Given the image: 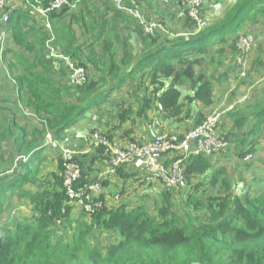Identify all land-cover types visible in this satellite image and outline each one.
Here are the masks:
<instances>
[{"label":"trees","instance_id":"1","mask_svg":"<svg viewBox=\"0 0 264 264\" xmlns=\"http://www.w3.org/2000/svg\"><path fill=\"white\" fill-rule=\"evenodd\" d=\"M50 1L22 0L43 6ZM80 1L69 0L70 6L50 13V28L25 25L27 31H18V44L31 57L30 61L17 54L8 58L9 80L14 82L16 99L5 98L2 102L23 104L38 118L32 128L19 124L15 118L10 123L0 121V215L1 202L14 194H23L33 207L32 217L13 229H0V264H264V190L257 196L240 198L228 180L229 166H218L208 157L191 156L185 162V187L189 192L181 207L161 206L150 216L139 207L127 209L122 204L106 210L104 206L103 212L94 217L95 224L117 234V239L118 235L121 237L104 251L86 244L92 232V227L85 226L86 219L82 227L69 233L64 228H54L61 219L71 224L72 206L63 189L59 155L57 171L47 173L49 179L41 175L46 160L42 154L48 150L43 146L46 136L60 140L84 120L88 128L95 129L92 112L101 109L114 91L136 79L144 85L148 78L141 106L135 112L138 115L146 113L154 103L172 118L182 113L185 98L187 106L197 100L209 103L211 81L203 73L197 74L195 67L211 58L215 46L231 42L236 53V39L247 34L240 33L244 24L257 13H264V0H234L221 16L197 25L178 0L184 18L177 33L182 35L170 39V31L145 35L133 18L110 1ZM135 1L149 20L159 22L149 18L148 10L141 5L153 9V0ZM217 1L203 0L200 16L202 9L219 4ZM162 14L167 19L171 17L168 11ZM16 24L15 14L9 13L6 27L13 31ZM50 48L85 69L84 86L73 87L68 80H59L61 76L68 77V71L62 61L48 55ZM235 57L236 54L234 61ZM186 85L191 86L192 94L182 98V87ZM235 106L226 114L233 127L257 119L246 134L235 135V158L239 164L247 165L264 131V104ZM118 109L121 110L120 104ZM106 136L113 139L112 134ZM75 159L79 164L78 157ZM94 161L92 157L82 161V180L88 179V165ZM4 168L8 171L4 172ZM121 168L116 169L117 174ZM27 187L34 188V192Z\"/></svg>","mask_w":264,"mask_h":264},{"label":"rangeland","instance_id":"2","mask_svg":"<svg viewBox=\"0 0 264 264\" xmlns=\"http://www.w3.org/2000/svg\"><path fill=\"white\" fill-rule=\"evenodd\" d=\"M84 1L85 0H81L79 3ZM88 1L92 2V0ZM216 3L219 4L214 5L213 7L202 9L203 15H199V18H201V23L204 20L209 22L214 18L221 16L226 8L234 3V0H218ZM141 5L148 10L149 18L151 17L155 20H158L159 22L162 21L164 23L166 27L165 32L168 34V31H170V39L182 35L181 33H177L180 32L181 23L183 22L184 18L180 13L181 10L178 0H153V9H150L147 4ZM39 6H43V4H40ZM167 11L171 16L168 19V16L165 18L162 14V12ZM35 21L34 15H32L30 13V9L26 7L24 9V18L20 20L18 24H16V27L13 30L15 36H17V30L21 28L22 24L26 23L27 25L32 26ZM164 25L162 26L164 27ZM244 32L251 34L253 37L252 48L247 56L244 69L245 78H240L238 76L239 68L235 67V50L231 48V42L212 48L211 51L214 50V52L210 51L211 58L206 61L205 64L195 67L197 74L203 73L205 78L210 79L211 81L212 98L209 103H200L197 100L196 102H193L187 106L185 103L186 98L183 99V102L181 99V104H184V109H182L183 111L181 114L174 118L168 114L166 115L163 111L160 112L158 109L159 105L154 103L150 108L146 107V113L138 115L135 112L137 111V108H140L141 106L140 100L144 95V89L148 83V78L145 79L144 85H141L140 80L136 79L134 82H130L122 88L114 91L111 94L110 100L105 105H102L101 109L94 112L99 119V127L108 133L118 135V137L128 140H139L141 142L150 140L157 135L181 137L185 133L193 130L195 127L201 124V122L213 112H220L221 110H224L227 106L239 101L243 96H249V99L246 98V102L236 106L248 108L249 106H253L256 102L264 104V13H257L254 17L247 21L240 33ZM50 34H52V31ZM133 37L134 40L132 42L136 47L135 35H133ZM218 48H220V52L218 51ZM24 62H27V60H24ZM138 76L139 74L137 77ZM59 80L63 83H66L68 77L61 76ZM7 83L9 84V81H7ZM11 90L8 85V91H6V95L0 93V98L16 99V96ZM182 91V98L187 94H192V88L190 85L183 86ZM119 104L121 105V110L118 109ZM21 105L22 106L15 104L7 105L0 102V121L3 123H10L11 119L15 118L19 124L23 125L25 123L28 124L30 128H32L36 124L38 117L33 111L25 108V105ZM124 111L126 113L125 115H123ZM230 112L232 111L225 112L222 118H226L229 121L226 114ZM247 114L251 113L248 112ZM255 124V120H249L247 123L234 126L233 129H230V131L227 132L223 129L225 123L220 121L218 129L222 136L224 134L226 135V140H228V138L234 137L235 135L239 136L242 133L246 134L251 128L255 126ZM94 133H98L97 129L87 132L86 130H78L76 126L70 129L62 139L55 140L59 144V147L70 150L74 158L78 157L80 161V170L82 172L83 168L81 163L84 159H89L92 157L95 159V162L98 161L100 163L102 162L101 157H104V149L100 146L96 147V151L89 150L88 143L89 140L94 142ZM51 139L54 138L48 134L43 145L46 146L48 150L42 154V156L46 158L43 166H41L42 176H45L49 172L57 171L58 155L61 160L59 148H54L50 145ZM6 145L7 144H5V146ZM9 148L10 150H13L10 143ZM237 150L238 146H236V148L228 149V156L230 159L227 161L233 163V165L229 166L228 168L229 174L227 177L230 185L235 190V194L240 198H245L246 196H257L264 190V163L262 161L260 162V166H253L250 158L248 160L250 162H248L247 165H238L239 163L237 162L234 155ZM259 157L260 155L258 158ZM262 160H264V158H262ZM220 162L221 161H219V163ZM37 163H39V161ZM219 163L216 165L222 166L219 165ZM61 166L63 172L62 160ZM88 167L90 171L86 177L91 180L94 178L92 177L93 174L97 173L98 170L95 167V163L93 162L90 163ZM3 170L4 172L8 171L7 168H4ZM130 174L131 172H129L127 168L120 170L118 173V185H116L117 192L112 195V199H114V195L118 193L117 204H119L121 199L128 200V204H124L127 209L139 207L146 214L153 216L156 210L161 206L176 204L178 207H181L183 200L188 195L189 188L187 186H184L185 188H180V190L174 194L168 191L160 182L151 181L147 178V176H142L141 178L140 175L135 174L128 179ZM49 178L50 177L47 176L44 177V179ZM120 181L125 184L124 187L119 185ZM109 185L110 184L107 186ZM103 187L104 186H102V189ZM27 189H30V191L34 192V188L32 187H27ZM105 190L106 191L100 195V197L104 200L105 193L112 194L115 188L113 191H110L109 188L106 187ZM205 190H208V187L205 188ZM201 195L202 193H200L198 197ZM112 199L110 201L111 204H116L112 201ZM167 200H169V202H167ZM1 203L3 211L0 215V229H13L14 226L20 223L22 220L33 216V207L29 199L23 194H14L9 196L6 198L5 202ZM110 206H112V208H116L117 206L119 207L121 205ZM110 206L108 205V207L105 209L107 210L110 208ZM101 212H103V209L96 214L86 215L80 211V209L76 208L72 211L71 224L65 222L63 223V221L61 222V219L56 221L54 228H57L58 230L64 228L69 233L71 230L76 231L77 228L82 227L83 221L86 219L87 223L85 226L92 227V232L88 234L86 244H88L89 248H98L104 251L109 245L118 243L121 240V237L118 235L117 239V234L113 233L112 231H106L97 227L94 222V217L99 215ZM58 234L61 235V231H58Z\"/></svg>","mask_w":264,"mask_h":264},{"label":"built area","instance_id":"3","mask_svg":"<svg viewBox=\"0 0 264 264\" xmlns=\"http://www.w3.org/2000/svg\"><path fill=\"white\" fill-rule=\"evenodd\" d=\"M9 0H0V23L6 25L9 21L7 3ZM104 1V0H99ZM113 3L117 10L128 14L140 25L145 35L153 36L158 30L165 32L164 27L157 21L149 20L135 0H107ZM203 0H180V4L187 9V14L197 25L201 23L199 8ZM70 6L69 0H51L44 6L29 5L30 13L38 19L47 20L50 13ZM5 28H0V52L5 41ZM253 44L250 34L240 35L235 42V66L239 68L238 76L245 78V61ZM48 55L62 61L68 71V84L73 87H82L87 82L86 71L77 65L71 57L49 49ZM240 73V75H239ZM229 109V108H228ZM221 113L213 112L201 124L183 136L157 135L149 141L136 144L132 142H117L106 135L94 133V144L104 149V161L109 168L108 175H112L117 168L132 165L142 172L151 181L160 182L168 191L176 193L185 186V162L191 156L212 157L224 151L227 142L219 132L218 122ZM54 148L59 147L56 141H50ZM60 148L63 164V189L68 203L79 206L86 214H96L104 209L100 199L102 180L83 179L80 165L70 150Z\"/></svg>","mask_w":264,"mask_h":264},{"label":"crops","instance_id":"4","mask_svg":"<svg viewBox=\"0 0 264 264\" xmlns=\"http://www.w3.org/2000/svg\"><path fill=\"white\" fill-rule=\"evenodd\" d=\"M7 4L9 5V8L12 10L11 11L10 9H8L9 13L13 12L15 14L16 23L18 24L20 22V20H22L24 18V9L29 4H25V2L23 3L22 0H9ZM7 8H8V6H7ZM34 17H35L36 21L32 25L33 27L44 26L45 28H50L51 24H50V21L48 20L49 18L47 20H42V19H38L36 17V15H34ZM25 25L30 26V25H27L26 23L22 24L21 28H19L17 30V36H15L14 31L8 30L9 27H6V25H3L2 23H0V28H5V30H6L5 41L2 44L1 52H0V93H3L4 95H6V91H8V85L10 87V90L12 89L11 91H13V85H14V82H10V80H9L10 63L8 61V58L13 54H17V55L25 56L26 59H28L29 61L31 60V57L29 55H27L25 53V51H21V47L18 44V40L20 39L19 33H21V32L24 33L25 31L28 30V28L24 27ZM18 31H19V33H18ZM16 41H17V43H16ZM245 64H246V61H245ZM7 81H9V84L7 83ZM13 94L15 95L16 92L13 91ZM246 98L249 99V96H243L239 101H237L236 103H232L230 106H227L224 110H221L219 112V113H221V116H220L221 118L219 120H221V122L225 123V125L223 126V129L225 131L229 132L230 129L233 128V124L230 123L226 118H222L223 115L225 114V112L232 111L234 109L235 105H237V104L241 105L242 103L246 102L247 101ZM3 99H5V98H0L1 103H3L2 102ZM6 99L15 100V99H10V98H6ZM94 112H92V114H91L93 116L91 121L94 123H92L91 121L89 123L94 124V128L97 129L99 134H101V135L111 134L105 130H102L99 127V124H98L99 119L97 118V116ZM215 112H217V111H215ZM255 122H256V120H255ZM85 124H86V120H84L83 122H80V124L77 126V129L80 131L86 130L87 132H91L92 129L88 128V126H86ZM84 125H85V127H84ZM258 137H259V134H258ZM112 138L114 141H117V142L118 141L122 142V143L129 142L128 139H123L121 137H118V135L112 134ZM234 140H236V137L235 136L231 137V140L228 141V145H227L228 148L226 147L227 149L226 148L224 149L226 152L223 151L222 155H216V156H212L209 158H211V160L215 164H217V163H219V161H221L219 163V165L232 166L233 163L228 162L227 160L230 159V157L228 156V153H229L228 149L236 148V146H237V143ZM50 141H55V140L51 139ZM146 141H148V140H146ZM146 141H144V142H146ZM88 145H89V150L96 151L97 146L94 144V142L89 140ZM57 148H59V147H57ZM255 149H256V152H255V155H253L251 158V160H252L251 163L253 166H260V162L263 161V163H264V160H262V158H264V152H263V150H264V132L263 131H261V134H260V137L258 139V143L256 144ZM59 150H60V148H59ZM259 155H260V157L258 158ZM101 158H102V162H100V163L98 161H96V162L94 161L95 167L97 168L98 171H97V173L93 174L92 177H94V178H92L91 180H96V179H98L100 174H103L102 177L100 178V180H102V183L105 182V186L103 187L101 194L106 191L105 190L106 187L109 188L110 191H113L114 188L116 190V191L114 190L112 194L111 193L110 194L105 193V196H104L105 200L100 197V199L104 203V206L108 207V205L109 206L110 205L117 206V205H122V204H128V200H122V199L119 202V204H117L118 203V193L115 194L114 195L115 197L113 196L114 199H112V195L117 192L116 185H118V174L116 173L117 171H114V173L112 175H108L109 168L107 167L105 161L103 160L104 157H101ZM238 165H241V163ZM124 168H127L129 170V172H131V174H130L131 176H134L135 174L140 175L141 178H142V176H144V174L142 172H139L138 170H136L132 165H125L121 169H124ZM108 184H110V185L107 186ZM119 185H121L123 187L125 186V184H123L122 181H120ZM176 193H174V194H176ZM111 199L116 204H111V202H110ZM114 200H116V201H114ZM68 204H69V206H72L71 214H72V211L74 209H76V208L80 209L79 206H77L76 204H73V203H68ZM110 208H112V206H110Z\"/></svg>","mask_w":264,"mask_h":264},{"label":"clouds","instance_id":"5","mask_svg":"<svg viewBox=\"0 0 264 264\" xmlns=\"http://www.w3.org/2000/svg\"><path fill=\"white\" fill-rule=\"evenodd\" d=\"M29 5H31V4H29ZM29 5L27 6V8H29Z\"/></svg>","mask_w":264,"mask_h":264}]
</instances>
